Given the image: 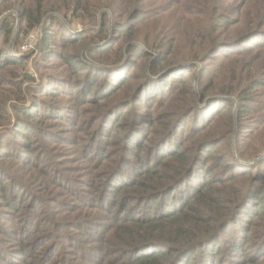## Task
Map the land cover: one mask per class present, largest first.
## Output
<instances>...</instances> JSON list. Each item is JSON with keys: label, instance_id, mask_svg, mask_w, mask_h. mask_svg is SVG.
<instances>
[{"label": "trees", "instance_id": "obj_1", "mask_svg": "<svg viewBox=\"0 0 264 264\" xmlns=\"http://www.w3.org/2000/svg\"><path fill=\"white\" fill-rule=\"evenodd\" d=\"M4 13L0 264H264V0Z\"/></svg>", "mask_w": 264, "mask_h": 264}, {"label": "rangeland", "instance_id": "obj_2", "mask_svg": "<svg viewBox=\"0 0 264 264\" xmlns=\"http://www.w3.org/2000/svg\"><path fill=\"white\" fill-rule=\"evenodd\" d=\"M7 13H4L3 15H0V20L6 15ZM75 32H79L80 30H82L83 28L81 27V25L79 23H74L73 25L70 26ZM40 31V30H39ZM25 38H23V40L21 41V43L17 46H15L14 51H11V53L15 56H21V55H28V54H33L32 57L30 58L28 65H27V70L30 71L33 76L37 79L39 78V72L36 71V53L37 51H35L37 49L38 44L35 45V47L33 49L27 50V51H22L21 50V45L22 43L25 41ZM21 140V139H19ZM263 151V150H262ZM10 250V249H9Z\"/></svg>", "mask_w": 264, "mask_h": 264}, {"label": "built area", "instance_id": "obj_3", "mask_svg": "<svg viewBox=\"0 0 264 264\" xmlns=\"http://www.w3.org/2000/svg\"><path fill=\"white\" fill-rule=\"evenodd\" d=\"M41 34V31H36V32H32L30 33L25 41L22 43L21 45V50L22 51H27V50H30V49H33L35 47V45L37 44V41H38V38H39V35ZM264 158V153L260 156H258L256 158V161L260 160Z\"/></svg>", "mask_w": 264, "mask_h": 264}]
</instances>
